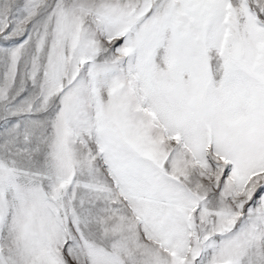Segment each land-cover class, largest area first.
I'll use <instances>...</instances> for the list:
<instances>
[{
  "label": "snow or ice",
  "instance_id": "obj_1",
  "mask_svg": "<svg viewBox=\"0 0 264 264\" xmlns=\"http://www.w3.org/2000/svg\"><path fill=\"white\" fill-rule=\"evenodd\" d=\"M0 264H264V0H0Z\"/></svg>",
  "mask_w": 264,
  "mask_h": 264
}]
</instances>
